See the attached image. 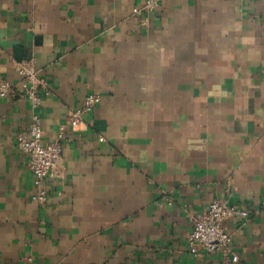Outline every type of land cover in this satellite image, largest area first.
Segmentation results:
<instances>
[{
    "label": "crops",
    "instance_id": "obj_1",
    "mask_svg": "<svg viewBox=\"0 0 264 264\" xmlns=\"http://www.w3.org/2000/svg\"><path fill=\"white\" fill-rule=\"evenodd\" d=\"M143 3L0 0V81L31 54L45 141L101 96L43 205L32 105L0 98V264H264V0H162L148 25ZM215 199L251 215L226 223L231 256H193L189 214Z\"/></svg>",
    "mask_w": 264,
    "mask_h": 264
},
{
    "label": "built area",
    "instance_id": "obj_2",
    "mask_svg": "<svg viewBox=\"0 0 264 264\" xmlns=\"http://www.w3.org/2000/svg\"><path fill=\"white\" fill-rule=\"evenodd\" d=\"M162 0H144L140 7L134 8L135 13H144V25L149 24V15L156 12ZM20 81H0V98L28 99L32 105L31 122L29 126L18 133V145L27 156L28 167L37 184L33 200L39 204L48 201V179L61 176L62 144L67 125L79 129L85 123V116L94 110L101 101L98 93L88 94L82 104L72 110L68 124L60 127L57 139L53 142L44 140V130L40 108L51 89L47 78L36 69L34 62L23 60L16 65ZM237 215L250 216L248 209L215 199L201 212L189 214L191 229L186 238L189 252L193 256L204 254H221L228 258L233 253V235L227 230V221Z\"/></svg>",
    "mask_w": 264,
    "mask_h": 264
},
{
    "label": "water",
    "instance_id": "obj_3",
    "mask_svg": "<svg viewBox=\"0 0 264 264\" xmlns=\"http://www.w3.org/2000/svg\"><path fill=\"white\" fill-rule=\"evenodd\" d=\"M13 46H14L15 49L18 51V44H17V43H13ZM17 55H18V54H17ZM17 57H19V56H17ZM31 57H32V56H31V54H30L29 57L26 58V59H29V60H30ZM19 59H21V58H19Z\"/></svg>",
    "mask_w": 264,
    "mask_h": 264
}]
</instances>
